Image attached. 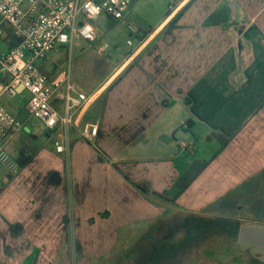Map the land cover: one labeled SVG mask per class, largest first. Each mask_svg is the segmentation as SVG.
I'll return each instance as SVG.
<instances>
[{
	"label": "crops",
	"instance_id": "obj_1",
	"mask_svg": "<svg viewBox=\"0 0 264 264\" xmlns=\"http://www.w3.org/2000/svg\"><path fill=\"white\" fill-rule=\"evenodd\" d=\"M223 7L228 23L204 26ZM0 39L7 51L10 29ZM138 39L98 85L89 92L78 87L91 102L74 117L69 157L55 149L62 131L43 126L47 140L29 146L35 150L29 165L14 177L4 171L0 199L14 183L28 187L10 197L15 209L10 198L0 200V264H90L121 243L139 251L134 264L146 263L143 247L151 250L147 257L160 250V262L174 264L168 238L176 219L199 226L228 204L237 207L235 216L244 210L264 219V0H178L170 16ZM78 41L84 40L75 38L73 47ZM249 56L250 64L240 63ZM87 123L99 124L95 143L82 137ZM214 134L231 141L222 149ZM209 138L211 157L198 158ZM208 160L175 202L152 193L171 191L173 198L191 165ZM201 254L182 264H218Z\"/></svg>",
	"mask_w": 264,
	"mask_h": 264
},
{
	"label": "built area",
	"instance_id": "obj_2",
	"mask_svg": "<svg viewBox=\"0 0 264 264\" xmlns=\"http://www.w3.org/2000/svg\"><path fill=\"white\" fill-rule=\"evenodd\" d=\"M137 0H0V37L10 29L13 44L0 53V169L14 177L22 166L6 150V143L21 132L25 125L2 103L8 95L17 97L28 92V110L48 133L62 131V140H56V152L70 155V129L75 115L82 112L91 102V97L81 91L72 80L71 63L49 78L38 63H45L49 55L60 48L72 50L75 38L88 43L97 41V33L91 22L106 15L115 21H124L129 8ZM178 0H170L171 11L177 8ZM80 16L86 21L79 22ZM133 36L141 37L142 31L127 21ZM132 44V41H129ZM109 48H99L103 54ZM53 97L64 102V114L52 105ZM99 124L87 123L82 137L95 143ZM191 146V145H190ZM190 148V147H189ZM4 184L0 181V194Z\"/></svg>",
	"mask_w": 264,
	"mask_h": 264
},
{
	"label": "rangeland",
	"instance_id": "obj_3",
	"mask_svg": "<svg viewBox=\"0 0 264 264\" xmlns=\"http://www.w3.org/2000/svg\"><path fill=\"white\" fill-rule=\"evenodd\" d=\"M170 5V0H137L127 11L125 19L135 24L140 31L151 30L171 10ZM81 18L82 16H80ZM122 22H113L106 15H102L101 18L93 22V27L97 31L96 43L78 41L75 42L72 50H69L68 47L60 48L58 51L51 53L45 63H38V67L45 75L49 76L63 69H68L70 62L73 82L78 87L89 92L90 89H93L108 75L115 65H118L124 57L129 55L139 43V39L131 34L128 24L125 23L127 24L125 25ZM129 41H132L134 45H130ZM104 44H108L109 48L103 54L98 53V48ZM6 49L7 45L0 39V53ZM245 59L243 62L240 61V63L248 65L253 60L252 56ZM29 97V93L25 92L17 97L6 95L1 99V103L25 125L23 133L21 132L6 143V150L15 159H18L20 151L23 149H27L29 154H33L34 150L29 146L31 144L41 146L47 140L43 125L33 118L27 109ZM54 106L60 114H64L63 102ZM31 135L37 137V139L32 140L29 137ZM260 138H264L263 133H260ZM213 142V138H209L208 142L201 146L198 158L209 159L211 157L214 148ZM261 147H264L262 142L259 143V148ZM187 156L189 161L194 159L193 155ZM4 173V170L0 169V178L3 183H5L6 177ZM247 173H249V168ZM27 187L25 184L17 187L14 183L13 186L8 187L6 193L4 192L3 199H0L1 202L5 203L7 201L6 198L16 196L17 192L15 191L17 189L20 195L21 188L26 190ZM11 198L9 199L11 203L9 209H15L16 204L15 206L12 205ZM243 206L244 204L241 207ZM236 208V206L228 204L226 208L220 211V214L200 218L199 226L194 227L188 224L187 220L176 219L172 240L168 238L169 247L173 245L172 257L174 258V264H177V262L182 264L187 262L188 259L191 261L192 257L199 252L207 258H212L218 264H261L262 262L259 260L264 259V254L254 246L239 243L238 235L241 227L248 225L262 224V226L257 227L264 228V219H262L263 217L260 219L256 218V216L249 217L244 213V210L241 211L239 216H235ZM209 224L211 225L209 226ZM181 239L184 240L183 243ZM188 241L189 249L184 248L188 245H185ZM157 244L160 246L163 242L157 241ZM132 245V243H129V248L123 250L124 244L121 243L105 257L91 260L90 264H134L135 259H138L135 254L139 251L137 252ZM196 245L200 248H195ZM181 246H183L182 249ZM171 249L170 247L168 254L171 253ZM140 252L144 255L145 264H162V261L160 262L161 258L158 256L161 255L160 250H158V255L153 253L154 255L151 258L147 257V255H150L151 250L143 247Z\"/></svg>",
	"mask_w": 264,
	"mask_h": 264
},
{
	"label": "trees",
	"instance_id": "obj_4",
	"mask_svg": "<svg viewBox=\"0 0 264 264\" xmlns=\"http://www.w3.org/2000/svg\"><path fill=\"white\" fill-rule=\"evenodd\" d=\"M172 13L171 10H169L167 17L170 16ZM229 16H230V10L228 7H223L221 8L219 11L212 13L204 22V26L210 27V26H225L228 21H229ZM180 17L177 16V18ZM112 19V18H111ZM176 20V19H175ZM175 20H173V22H171L168 25V28H172L174 27V22ZM113 22H116L115 20L112 19ZM214 137L221 143L222 145V149L224 147H226L230 141L231 138H227L224 135H220V134H214ZM27 150L23 149L21 151V154L18 158L19 163L21 164L22 168L26 167L27 165H29V163L32 161V158L35 155V150L33 154H29L30 156H26L27 154ZM220 152H217L212 159H215ZM212 160H208V161H195L190 169L188 170V172L182 176L179 181L175 184V188L178 190V192L173 196V198H170L169 195L171 193V191L165 192L163 194H159L156 192H152L153 194L159 195L160 197L166 198L172 202H175L180 195L201 175V173L210 165ZM138 188L142 189L144 192L148 193L151 192L152 190H150L148 187L143 186V185H138L135 184ZM211 222V221H210ZM211 224H209L210 226Z\"/></svg>",
	"mask_w": 264,
	"mask_h": 264
},
{
	"label": "water",
	"instance_id": "obj_5",
	"mask_svg": "<svg viewBox=\"0 0 264 264\" xmlns=\"http://www.w3.org/2000/svg\"><path fill=\"white\" fill-rule=\"evenodd\" d=\"M239 243L254 246L264 254V228L245 226L239 231Z\"/></svg>",
	"mask_w": 264,
	"mask_h": 264
}]
</instances>
